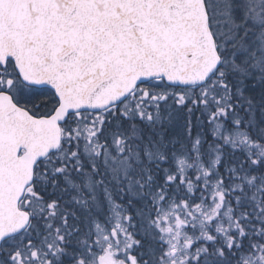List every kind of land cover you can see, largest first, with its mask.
<instances>
[{
	"label": "snow or ice",
	"instance_id": "snow-or-ice-1",
	"mask_svg": "<svg viewBox=\"0 0 264 264\" xmlns=\"http://www.w3.org/2000/svg\"><path fill=\"white\" fill-rule=\"evenodd\" d=\"M0 264H264V0H0Z\"/></svg>",
	"mask_w": 264,
	"mask_h": 264
}]
</instances>
